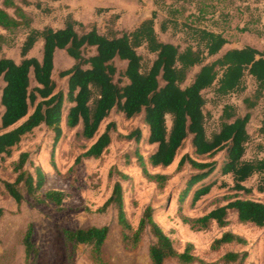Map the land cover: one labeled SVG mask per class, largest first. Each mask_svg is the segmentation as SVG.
<instances>
[{
	"label": "trees",
	"instance_id": "trees-1",
	"mask_svg": "<svg viewBox=\"0 0 264 264\" xmlns=\"http://www.w3.org/2000/svg\"><path fill=\"white\" fill-rule=\"evenodd\" d=\"M155 19L154 13L132 30L111 28L101 33L95 26L88 31L81 30L83 24L68 16L64 27L47 25L39 29L32 26L33 18L22 2L0 0V27L11 33L29 30L22 46L21 61L0 56V81L4 83L0 92V157L11 156L14 147L41 125L55 133V140L62 135L63 123L69 129L79 128L80 136L92 140L113 111L126 119L141 117L148 126L147 136L136 128L124 137L135 140L137 145L140 142L156 145L147 156L141 154L139 148L134 156L146 178L158 186H165L170 175L151 173L148 166L169 167L188 141L192 155L185 153L181 157L177 171L189 164L193 172L181 199L184 200L192 189L193 204L207 194L213 182L195 186L215 170L219 176L231 174L233 177L232 189L237 191L236 195L202 216L183 215L185 223L197 229H205L213 222L227 227L229 215L234 213L241 223L264 227V202L240 195L253 192L254 188L245 182L255 174L260 175L257 190L264 193V158L245 157L250 140L247 129L250 109L264 97V53L251 45L223 51L228 43L223 32L203 26H191L192 42L185 46L164 41L156 31ZM41 39L42 58L27 56ZM5 42L6 36L0 33V52ZM140 48L155 56L151 64H144ZM58 50H65L74 59L71 67L59 73V77L65 79L64 86H60L54 76ZM195 68L198 69L193 79L185 85ZM246 76L253 77L257 83L254 100L244 99L248 111L241 114L234 104L226 103L219 129L209 135L204 91L213 89L219 97L243 91ZM167 116H171L170 127ZM115 125L114 121L109 122L77 162L82 158L100 157L112 143ZM259 133L264 138V114ZM13 168L15 179L5 181L4 185L18 206L24 199L22 189L30 195L41 191L44 197L36 196L41 203L50 201L61 205L67 198L65 191L43 190L46 174L34 162L31 152H21ZM113 173L111 169L110 175ZM111 204L118 210V221L127 244L137 247L147 230L155 237L149 248L151 264H166L170 258H176L182 264H205L194 252L192 243L188 242L183 251L178 250L172 237L155 220L156 208L152 205L144 209L139 225L133 228L125 211L120 181L115 183L105 206ZM3 214L4 209L0 207V218ZM63 233L73 247L78 244L91 246L96 260L103 263L102 247L109 235L108 225L66 228ZM32 235L30 225L24 237L28 258L36 249ZM229 243L246 245L247 239L225 231L213 241L212 248L216 250ZM247 255V251H230L222 259L243 264Z\"/></svg>",
	"mask_w": 264,
	"mask_h": 264
},
{
	"label": "rangeland",
	"instance_id": "rangeland-1",
	"mask_svg": "<svg viewBox=\"0 0 264 264\" xmlns=\"http://www.w3.org/2000/svg\"><path fill=\"white\" fill-rule=\"evenodd\" d=\"M17 1L22 2L31 14L32 26L39 29L47 25L62 27L67 17L72 16L83 24L81 30L88 31L95 26L101 33H106L111 28L134 29L142 20L156 13V28L160 37L175 44L185 46L192 42L191 26H203L223 32L229 42L223 51L250 44L264 53V0ZM0 32L6 36L0 56L21 61L22 46L29 30L11 33L0 28ZM42 50L43 43L40 40L27 56L41 59ZM139 52L144 57V64H151L155 56L145 48H140ZM73 63L74 59L65 50L57 51L54 76L60 86L65 85V79L59 77L60 71L71 67ZM119 65L123 64L119 62ZM197 69H193L185 85L191 82ZM3 85L0 81V92ZM256 87V80L246 76L243 91L219 97L213 89L205 90L207 133L210 135L219 129L226 103L234 104L239 113L245 114L248 104L244 99L249 97L254 100ZM250 111L251 119L247 126L250 140L245 157L264 158V138L259 133L264 114V97ZM111 121L116 125L112 130L113 140L110 146L98 158H82L77 162L78 157L95 142ZM171 122V116H167L169 127ZM136 128H140L143 136H147L148 126L141 117L126 119L115 111L102 123L98 135L92 140L80 136L79 128L69 129L64 123L62 135L55 140V133L46 125H41L14 147L11 156L0 157V207L4 209L0 218V264H100L91 246L78 244L73 247L67 243L63 230L103 225L109 226V235L102 247V264H151L149 248L155 242V237L147 230L143 233L140 244L135 248L131 247L124 241L116 206H105L117 181L122 183L125 211L133 228L139 225L144 209L152 205L156 208L155 220L172 237L178 250L183 251L188 242L192 243L194 252L205 264H238L223 261L224 254L230 251H247L243 264H264V227L241 223L234 213H230V224L227 227H220L213 222L205 229H197L183 221V215L202 216L215 207L226 204L227 199L236 195L237 191L232 189V175L219 176L215 170L195 186L213 182L207 194L193 204L192 189L183 200L181 194L193 170L189 164L181 171H177V167L182 155L190 151L189 141L169 167L148 166L151 173L170 175L165 186H158L156 182L146 178L134 156L137 148L147 156L156 145L144 142L137 145L135 140L130 141L124 137ZM23 151L31 152L34 162L44 170L46 182L43 190L56 189L68 194L61 205L50 201L39 202L36 196L44 197L41 191L30 195L22 189L24 199L20 206L9 196L4 182L15 179L13 167ZM216 158L219 159L220 156ZM111 169L114 171L113 175H110ZM121 174L126 177L122 178ZM259 179L260 175L255 174L247 180L245 184L254 190L249 195H240L264 202V193L257 190ZM30 225L36 249L28 258L24 237ZM225 231L244 236L247 244L229 243L213 249V241ZM166 264L182 263L176 258H170Z\"/></svg>",
	"mask_w": 264,
	"mask_h": 264
},
{
	"label": "crops",
	"instance_id": "crops-1",
	"mask_svg": "<svg viewBox=\"0 0 264 264\" xmlns=\"http://www.w3.org/2000/svg\"><path fill=\"white\" fill-rule=\"evenodd\" d=\"M173 1H174V2H186V1H189V0H186V1H183V0H182V1H176V0H173ZM155 14H156V13H155ZM152 15H153V14H152ZM152 15H151V16H152ZM156 15H157V14H156ZM151 16H150V17H151ZM150 17H148V18H150ZM156 17H157V16H156ZM146 19H147V18H146ZM144 20H145V19H144ZM142 21H143V20H142ZM142 21H141V22H142ZM141 22H140V23H141ZM155 22H156V19H155ZM62 27H64V26H62ZM155 27H156V25H155ZM0 28L3 29L2 27H0ZM59 28H61V27H59ZM135 28H136V27H135ZM210 29H213V30L219 31V30L214 29V28H210ZM3 30H4V29H3ZM126 30H132V29H126ZM156 31H157V28H156ZM157 32H158V31H157ZM221 32H222V31H221ZM0 33H1V32H0ZM158 34H159V32H158ZM159 36H160V35H159ZM160 38H161V37H160ZM161 39H163V38H161ZM163 40H164V41H168V42H172V43H174V42L171 41V40H167V39H166V40L163 39ZM39 41H40V40H39ZM39 41H38V42H39ZM41 41H42V43H43V40H42V39H41ZM38 42H37V43H38ZM228 43H229V42H228ZM228 43H227V44H228ZM227 44H226V45H227ZM226 45H225V46H226ZM247 45H250V44H247ZM244 46H246V45H244ZM244 46L230 47V48H228V49H232V48H242V47H244ZM251 46H253V45H251ZM254 47H255V46H254ZM58 51H59V50H58ZM189 147H190V151H189V152H186V153H191V155H192V151H193V149H192V147H191L190 142H189ZM183 155H184V154H183ZM183 155H182V156H183ZM173 163H174V162H173ZM173 163H172V164H173ZM172 164H171V165H172ZM232 178H233V177H232Z\"/></svg>",
	"mask_w": 264,
	"mask_h": 264
}]
</instances>
